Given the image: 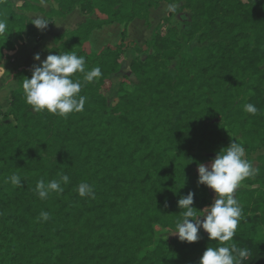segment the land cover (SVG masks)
<instances>
[{"label":"trees","instance_id":"16d2710c","mask_svg":"<svg viewBox=\"0 0 264 264\" xmlns=\"http://www.w3.org/2000/svg\"><path fill=\"white\" fill-rule=\"evenodd\" d=\"M183 1L159 20L167 32L152 31L144 42L150 52L131 61L132 78L108 105L104 85L120 70L128 24L147 19L161 2ZM52 2L44 11L40 0H0V20L9 30L0 36V67L36 33L25 12L52 20L78 7L85 21L55 35L51 51L75 52L86 70L99 67L102 75L89 83L74 74L87 101L84 111L65 118L32 111L22 89L32 69L17 70L8 109L0 111V264H190L192 258L199 264L208 246L223 245L202 229L192 243L167 234L181 219V196L193 191L194 207L210 205L209 188L197 184V165L235 138L258 171L234 193L242 217L225 243L248 249L243 264H264V0ZM180 14L181 34L171 22ZM113 23L123 25L119 43L86 50L91 33ZM193 40L200 44L193 54L172 65ZM247 103L257 114L244 111ZM13 174L22 187L8 180ZM62 175L70 177L63 192L41 200L37 182ZM80 183L92 186L94 198L78 194ZM42 211L50 214L47 221L40 220ZM257 227L262 238L255 237Z\"/></svg>","mask_w":264,"mask_h":264},{"label":"clouds","instance_id":"9594fccd","mask_svg":"<svg viewBox=\"0 0 264 264\" xmlns=\"http://www.w3.org/2000/svg\"><path fill=\"white\" fill-rule=\"evenodd\" d=\"M42 4L46 0H40ZM31 22L37 29L43 30L47 27L49 19L36 16ZM9 33L8 26L4 20H0V36ZM48 48H51L48 45ZM33 59L39 64L32 67L31 77L22 82L24 100L31 110L39 113L47 111L51 114L67 117L74 112L84 111L87 97L81 95L82 82L73 79L75 73L83 74L85 82H92L101 77L99 67L86 70V61L83 56L75 52H51L45 59H41L40 53H35ZM244 111L255 115L258 109L254 104L244 105ZM245 149L236 138L229 145L223 147L215 157L206 165L198 163V185H205L216 194L214 201L198 210L194 207L195 193L189 191L181 196L178 207L182 210L181 219L175 224V230L169 233L176 235L181 242H197L201 237L199 231L202 229L207 233L209 240L219 241L223 246H208L199 259V264H243L248 257L246 248H238L236 244H226L234 237L240 219L242 208L234 193L245 179L256 175V169L251 162L245 158ZM187 165V164H186ZM185 165V166H186ZM184 166V167H185ZM15 187H22V179L13 174L8 178ZM70 182L68 175H62L59 180L53 179L47 183L40 180L36 184V193L41 200L47 199L50 193L63 192L62 184ZM76 191L81 197L94 198V191L90 184L80 183ZM49 213L42 211L40 220L47 221Z\"/></svg>","mask_w":264,"mask_h":264},{"label":"rangeland","instance_id":"374dc122","mask_svg":"<svg viewBox=\"0 0 264 264\" xmlns=\"http://www.w3.org/2000/svg\"><path fill=\"white\" fill-rule=\"evenodd\" d=\"M10 1L13 4H16L17 2L21 0H10ZM40 3L38 6H40ZM182 4H184V1L178 2V3L174 2L169 5L163 3L162 9H159L158 11L152 10L149 12L147 19L136 20L130 25L129 30L127 31V37H126L127 48L124 50L123 54L121 55V59H120V62H121L120 70L117 73L110 75L109 80L106 81L104 85L105 89L103 90V93L106 96L108 105H112L113 102L115 101L120 83L128 84L129 83L128 80H130L128 78H132L131 72L129 70L131 61L134 58H139L143 60L147 56L148 52H150V50L146 49L144 42L145 40L149 38L152 31L154 29H157L159 31L161 30L162 32H167L168 26H166L162 22H159L160 17L164 15V10H167L171 7H179ZM41 5L42 6L40 7L43 8V10L45 9L44 11H48L54 6L52 0H46V3L45 4L41 3ZM186 14L190 16V13L187 12ZM36 16L45 17L44 14L28 13L29 18H33ZM94 17H96V14L93 15V18ZM63 20H64L63 24L62 23L59 24L58 22L56 23L55 26L51 28L49 27L43 30L36 28V35L31 37L28 43V47L31 50V53L32 51H33V54L40 53L42 60L45 59L46 56L50 52L52 53L51 48L54 46L52 42V37L54 36V34H59L62 30H64L65 27H66L65 29H70V24L67 23V20L66 21L65 19ZM171 22L175 24V26H177L178 32L180 34L186 28L183 23L184 21L181 19V14L173 16ZM48 24H52V23L49 22ZM121 28L122 27L120 25H115V26L107 27L103 29L102 31L95 32L92 36L91 41H89L86 44L85 46L86 50L94 51L97 49L98 50L101 49L106 44L108 45L116 44L117 42L120 41ZM133 40L140 46V47H137L138 49L136 48V45ZM48 45H50L51 48H48ZM199 45L200 44L197 43L196 40L189 41L186 44L182 45V47L180 48V55H178L177 58L174 59V61L172 62V65H175V63L177 62V60L180 59V56L182 54H193L194 49ZM25 56L30 61H32V59L28 57V55H25ZM9 57H11V55ZM12 58H14V61L12 62L10 61V58L6 59L4 63L5 65L3 64L4 65L3 69L0 71V109H3L2 107L5 101V94L8 93L11 87H14L16 85V68H17V65L18 64L20 65V63L22 62V60L20 62V57L16 55V52L14 53V55H12ZM35 63L39 64L38 61ZM258 153L259 152L253 154L254 159L256 158ZM213 157H215V155H213ZM256 165H257V162H254L253 166L255 167ZM209 190H210V198H211V203H212L216 197V194L214 193L212 189L209 188ZM167 236H169L170 238L175 235L168 232ZM255 237L262 238V233L259 227H257L255 230ZM190 264H197V258H192Z\"/></svg>","mask_w":264,"mask_h":264},{"label":"crops","instance_id":"0c3cea01","mask_svg":"<svg viewBox=\"0 0 264 264\" xmlns=\"http://www.w3.org/2000/svg\"><path fill=\"white\" fill-rule=\"evenodd\" d=\"M21 1H22V0H21ZM19 2H20V1H19ZM19 2H17V3H19ZM163 3H164V4H168V3H166V2H161L157 8H153V9H151L150 11H152V10L158 11L159 9H162ZM168 5H169V4H168ZM40 6H42L41 3H40ZM44 10H45V9H44ZM167 11H168V9H167V10H164V15H163L162 17H164V16L166 15ZM25 13H26L27 16H28V13H33V14L39 13V14H42V13H40V12H35V11H29V12H25ZM80 13H81V14H80ZM162 17H160V19H161ZM30 19H32V18H30ZM63 19H65V21L67 20V23L70 24V29H65L66 27H65V25H64V27H65L64 30H62L59 34L65 32V31H67V30H73V29L77 28L81 23H83V22L85 21L86 16H85V15L80 11V9L77 7V8H75L70 14L66 15L65 17H54L52 20H49V22H51L52 24H48L46 28H49V27L51 28V27L55 26L56 23H58V22H59V24H61V23L63 24V21H64ZM136 20H139V19H135V20H133L132 22H130V23L128 24V26H127V31L129 30L130 25H131L134 21H136ZM52 21H53V22H52ZM69 24H68V25H69ZM115 25H120V26L123 28V25H121V24H117V23H113V24L105 25V26H103V27L100 28V29H96V30H94V31L91 33V37H90V40H89V41H91L92 36H93V34H94L95 32L102 31L103 29H105V28H107V27L115 26ZM122 28H121V30H122ZM121 30H120V33H121ZM35 35H36V33H35L34 35L30 36V37H26L22 43H18V44H17V47H16V49H15L14 51H12V52L9 53L8 58H10V61H11V62L14 61V58H12V55H14L15 52H16V55H18V56L20 57V62H21V60H22V62L20 63V65H19V64L17 65L16 72H17V69H20V68H22V67H27V68L32 69L33 65H34V64H37V63H35V62H37V61H35V60L33 59V57H34L33 51H32V53H31V50H30L29 47H28V43H29L30 38L33 37V36H35ZM55 35H58V34H54V36H55ZM54 36H53V37H54ZM53 37H52V42H53ZM149 37H150V36H149ZM148 39H149V38H148ZM133 41H134V40H133ZM145 41H146V40H145ZM118 43H119V42H117V43L114 44V45H110V44L108 45V44H106L105 46L113 47V46L117 45ZM134 43H135L136 47H140L135 41H134ZM53 44H54V43H53ZM105 46H104V47H105ZM26 48H27V49H26ZM102 48H103V47H102ZM97 50H98V49H97ZM99 50H100V49H99ZM52 54H53V53H52ZM10 55H11V57H9ZM25 55H28V57H30V58L32 59V61H30ZM18 62H19V61H18ZM4 65H5V64H4ZM4 65H2V66L0 67V71L3 69ZM15 86H16V85H15ZM15 86H14V87H15ZM14 87H11V89L8 91V93L5 94V101H4V104H3V107H2L3 109H0V111H5V110L8 109L9 95H10L11 90H12Z\"/></svg>","mask_w":264,"mask_h":264}]
</instances>
